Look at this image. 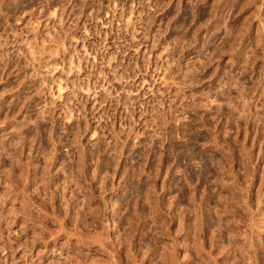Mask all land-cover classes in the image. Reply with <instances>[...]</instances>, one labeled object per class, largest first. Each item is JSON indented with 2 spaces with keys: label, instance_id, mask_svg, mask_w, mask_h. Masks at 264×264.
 I'll return each instance as SVG.
<instances>
[{
  "label": "rangeland",
  "instance_id": "374dc122",
  "mask_svg": "<svg viewBox=\"0 0 264 264\" xmlns=\"http://www.w3.org/2000/svg\"><path fill=\"white\" fill-rule=\"evenodd\" d=\"M0 264H264V0H0Z\"/></svg>",
  "mask_w": 264,
  "mask_h": 264
}]
</instances>
